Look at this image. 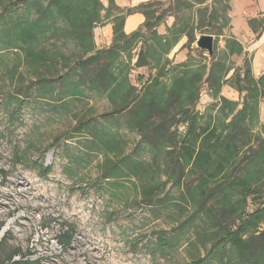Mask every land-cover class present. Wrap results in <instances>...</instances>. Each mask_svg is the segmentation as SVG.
I'll use <instances>...</instances> for the list:
<instances>
[{
    "label": "rangeland",
    "instance_id": "1",
    "mask_svg": "<svg viewBox=\"0 0 264 264\" xmlns=\"http://www.w3.org/2000/svg\"><path fill=\"white\" fill-rule=\"evenodd\" d=\"M18 1L0 0V12L8 8L15 17L32 18L33 10L22 8ZM147 13L154 29L142 30L145 39L130 51L128 70L129 82L139 93L160 72L180 64L207 65L214 59L229 69L226 79L244 60L250 64L248 58L224 54L230 33L223 0H167L155 3ZM153 31L165 35L166 42ZM202 34L214 36L211 59L204 51L196 53L194 42L188 43L187 35L195 40ZM175 35L178 41L173 46ZM53 42L41 40L40 47L49 50L46 61H53L39 70L38 79L21 52L0 50V264H193L205 257L206 242L193 231L191 210L179 202L169 183L154 190L149 202L142 196L145 183L139 179L98 180L111 150L90 137L87 127L74 131L83 124L96 121L98 136L118 142L123 155L146 162L150 156L132 151L139 136L123 127L122 119L99 117L114 110L105 95L87 89L69 95L77 80V73L69 69L77 52L67 42L66 61L59 56L52 59L57 46ZM166 43L170 49L165 54ZM139 52L147 54L146 66L135 68ZM115 75L119 82L122 75ZM169 77L170 73L161 80L167 82ZM228 87L221 89V95L238 101V93ZM214 102L203 84L196 110L202 114ZM258 117L262 121L257 128L264 132V99ZM66 230L70 243L61 247L57 238ZM163 234L175 243L173 249L157 247ZM208 263L217 264L210 259Z\"/></svg>",
    "mask_w": 264,
    "mask_h": 264
},
{
    "label": "trees",
    "instance_id": "2",
    "mask_svg": "<svg viewBox=\"0 0 264 264\" xmlns=\"http://www.w3.org/2000/svg\"><path fill=\"white\" fill-rule=\"evenodd\" d=\"M18 2L22 8L33 10V17H15L12 10L3 9L0 50L21 52L24 63L38 79L39 70L53 61H46L49 50L40 47L41 40L54 41L57 46L50 57L59 56L63 61L68 58L66 43L71 42L77 54L69 69L77 73V80L69 95H81L84 89L105 95L114 110L99 117L113 118L114 122L122 119V126L139 136L132 151H146L150 156L146 162L123 155L118 142L98 136L96 121L83 124L74 131L87 127L90 137L111 150L108 154L112 156H105L98 180L108 183L139 179L145 183L142 196L149 202L159 186L163 189L169 183L176 189L179 202L191 210L194 233L206 242L202 243L206 256L197 258L193 264H209V259L217 264H264V132L257 128L259 102L264 99V75L255 77L249 62L244 60L226 79L229 69L211 59L207 65L184 63L166 73L160 72L139 93L128 79L130 51L144 41L141 33L144 28L154 29L147 11L157 2L142 6L146 22L130 35H125L120 24L114 23L113 41L102 49H97L93 40L94 28L108 17L99 0ZM102 12H106L104 17ZM248 23L253 25L252 20ZM176 36L171 41L173 46L178 41ZM157 37L163 44L166 42L165 35ZM187 39L188 43L195 41L191 35ZM167 44L165 54L170 49ZM243 53L242 46L229 36L225 56ZM146 59L147 54L139 52L133 67L146 66ZM116 72L122 75L119 82ZM168 73L169 80H161ZM203 84L215 102L201 114L196 105ZM225 85L238 93V101L221 95ZM116 149L121 151L115 153ZM167 235L158 236L157 247L161 251L175 246L166 239ZM70 239L66 230L58 236L57 243L67 247ZM206 244L210 245L208 250Z\"/></svg>",
    "mask_w": 264,
    "mask_h": 264
},
{
    "label": "crops",
    "instance_id": "3",
    "mask_svg": "<svg viewBox=\"0 0 264 264\" xmlns=\"http://www.w3.org/2000/svg\"><path fill=\"white\" fill-rule=\"evenodd\" d=\"M165 1L167 0H99L108 12V17L104 18L102 24L93 30L96 48H108L111 45L114 23H119L122 32L125 35H130L142 28L146 22L142 6ZM212 1L218 3L220 0ZM223 1L228 5L229 36H233L244 51L241 56L234 57L248 58L252 74L255 77L264 75V0ZM105 13L102 12L103 17ZM250 20L253 21L252 26L248 23ZM165 25L167 26V21H165ZM225 87L226 85L222 87V92ZM229 89L235 93L233 89ZM259 119L262 121V118Z\"/></svg>",
    "mask_w": 264,
    "mask_h": 264
},
{
    "label": "water",
    "instance_id": "4",
    "mask_svg": "<svg viewBox=\"0 0 264 264\" xmlns=\"http://www.w3.org/2000/svg\"><path fill=\"white\" fill-rule=\"evenodd\" d=\"M194 46L199 51L207 53L208 58H212L214 52V36L213 35H199L195 41Z\"/></svg>",
    "mask_w": 264,
    "mask_h": 264
}]
</instances>
